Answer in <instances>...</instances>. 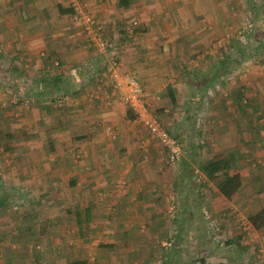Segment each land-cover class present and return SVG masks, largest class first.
<instances>
[{
  "label": "crops",
  "instance_id": "0c3cea01",
  "mask_svg": "<svg viewBox=\"0 0 264 264\" xmlns=\"http://www.w3.org/2000/svg\"><path fill=\"white\" fill-rule=\"evenodd\" d=\"M72 1L0 0V89L22 104L0 112V206L18 205L13 219L9 209L0 217V248L12 231L29 234L24 245L41 238L52 252L46 264L264 263V223L250 221L264 213V37L224 72L234 47L197 59L230 23L242 25L243 10L264 33V0H83L117 73L137 72L151 110L181 144L175 165L130 116L112 76H101L110 59L87 41ZM213 160L227 166L206 175L201 167ZM233 173L240 186L227 198L218 184ZM170 208L168 254L158 240ZM0 264L25 263L2 253Z\"/></svg>",
  "mask_w": 264,
  "mask_h": 264
},
{
  "label": "built area",
  "instance_id": "2783aa9c",
  "mask_svg": "<svg viewBox=\"0 0 264 264\" xmlns=\"http://www.w3.org/2000/svg\"><path fill=\"white\" fill-rule=\"evenodd\" d=\"M71 6L74 9V16L81 25V28L89 44L97 51L105 55L108 59H110L109 66H105V64L102 65L103 69L105 70L102 69L103 72H101V76L104 78L108 74L112 76L113 91L121 92V100L127 109L132 112L134 119L140 122L149 131V133L153 135L168 151L169 163L172 165L177 164L181 160L183 148L176 138L170 134L165 127L162 126L155 113L151 110L149 92L143 86L137 72L130 71L119 75L117 73V69L120 64L111 54L112 44L104 34L103 25L97 20L94 13L90 11L89 7H87V3L83 0H73ZM137 25L138 21L136 19L132 20L127 26L128 31L133 33ZM252 28L253 22L250 20L247 22L246 27L237 30V36L239 39L244 41L245 35L248 33V31H250V29L252 31ZM231 35V32L226 31L223 35L215 38L210 46L204 48L197 54V59H203L208 54H217L222 50H226V44L231 39ZM55 65H58L57 61L55 62ZM241 75L244 78L247 77V73L244 71L241 73ZM100 81H102L101 77ZM168 217L170 220V230L168 235L165 239L158 240L166 252L172 248L174 243L172 234L174 232V225L171 223V221L176 218V214L173 208H170L168 211ZM210 225L213 229V234L217 237L215 238V241L220 245H223L225 241L220 235V226L214 222L210 223ZM246 225L247 224L243 222L241 229L244 230L246 234H248ZM143 229L144 228L141 227V231H143Z\"/></svg>",
  "mask_w": 264,
  "mask_h": 264
},
{
  "label": "rangeland",
  "instance_id": "374dc122",
  "mask_svg": "<svg viewBox=\"0 0 264 264\" xmlns=\"http://www.w3.org/2000/svg\"><path fill=\"white\" fill-rule=\"evenodd\" d=\"M253 15L254 14H253L252 10L250 12H248L247 10H243L244 22L242 23V25L238 26V25H233L232 23H230L227 26L225 32L229 31L232 33V35H231V39L226 44V50L228 48L235 47L236 46L235 44H237V43L247 44V42L250 43V42H252V40L259 38L258 35H260V33L257 30V24L255 21H254L255 23L253 24V31H251L249 33V35H247V34L245 35L244 41L240 40L239 37L237 36V30L242 29L243 27H246L248 21H250V20L253 21ZM257 32H258V34H257ZM224 33H222L221 35H223ZM221 35H219V36H221ZM249 46H251V43ZM222 51H224V50H222ZM217 54H219V53H217ZM213 55H216V54H213ZM243 71L247 73V77H245V78L242 77V78H244V79L248 78V71L246 69ZM6 75L8 76V73ZM9 92L12 93L14 91H12V88H9V87L6 89H3V88L0 89V96H3V97L6 96L5 103H2L4 101V99H2L0 102V112L2 109H5V108L10 109L11 107H13V109H18L17 106L18 107L22 106V104L18 103L17 99H15V101L12 100V99H14V98H12V94H11V96H8ZM23 125H27V124L22 123V125H21L22 129H20L19 131L25 132L26 129L25 130L23 129ZM26 141H27V139H26ZM2 151H4V150H2ZM5 153H3V156H2L3 161H7L9 159V154L7 155ZM0 183L3 184L4 182H0ZM2 187L3 186L0 187V192L1 191L4 192V190H5V189H2ZM28 203L31 204V201H28ZM27 207H28V205H27ZM7 209H9L10 216L13 219V216L16 215V213L13 210L17 211L18 205H17V203H12L11 205H9L7 207L0 206V217L3 215V211H6ZM241 224L242 223H240V225ZM1 235L3 236V238H6L7 244L9 245V246L4 245L3 246L4 248L3 247L0 248V254L3 253V255H5L6 260H10L11 258H14L17 260V262L20 261V263H25V264H29V263L30 264H46V261L49 260V258H51L50 255L52 252L50 249L45 248L46 247L45 243H43L41 238H39L40 241L36 240L34 242H29V243L24 245V243L21 242L20 239L23 237V241L28 242L29 241L28 239L27 240L24 239L25 237H27L29 235L28 233L25 235H22V233H18V232L16 233V232L11 231V232H5L4 234H1ZM31 235H34V234H31ZM246 236L251 237V234H246ZM8 241H9V243H8ZM29 245H30V247H29ZM259 253H261V252H258V254ZM9 256H13V257H9ZM55 256H58V254H56ZM59 260H60V258H59ZM56 264H58V263H56ZM59 264H60V262H59Z\"/></svg>",
  "mask_w": 264,
  "mask_h": 264
},
{
  "label": "trees",
  "instance_id": "16d2710c",
  "mask_svg": "<svg viewBox=\"0 0 264 264\" xmlns=\"http://www.w3.org/2000/svg\"><path fill=\"white\" fill-rule=\"evenodd\" d=\"M70 10L72 13H74V9L72 6L70 7ZM254 21L255 20L253 19V21H252L253 24L255 23ZM252 31H253V28H252ZM250 32H251V29H250V31H248L247 35H249ZM262 36L264 37L263 32L260 33L259 37L262 38ZM256 41H257V39H254V40H252V42H250L251 44H253V47H255V48H256V46L259 47V45H260L259 43H256ZM250 43L247 42V44H241V43L235 44L236 46L234 47V51H235L234 55L226 54V56H225L227 58L226 62L223 61L222 64L219 65L220 71L224 72V71L228 70L229 64L232 63L231 61H233L234 63H239L241 60L245 59L252 51V47L249 46ZM218 74L219 73H217L215 76H217ZM52 104H53V102L51 101V103L49 105H52ZM129 112H130V116L134 117L130 110H129ZM226 166H227L226 162H221L219 160H213V161L208 162L207 164H204L201 167V169L206 175L210 176L213 173L225 168ZM239 186H240V178H239V175L237 173L226 174L224 176V179L218 184V191L221 194H223L225 197L229 198L238 189ZM0 205H2V201H0ZM263 214L264 213L262 210L261 212L256 214L255 218H251L250 221H251L252 225H254V227H259L260 225H262L264 223V218L262 220H259V216H261ZM173 248H174V243H173L172 248L169 251H167L168 254L172 251ZM164 253H165V251H164Z\"/></svg>",
  "mask_w": 264,
  "mask_h": 264
}]
</instances>
